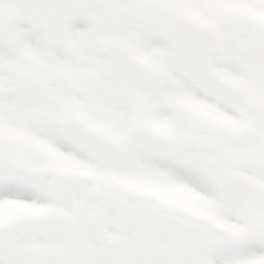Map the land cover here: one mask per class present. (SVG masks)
<instances>
[{
  "label": "snow or ice",
  "instance_id": "1",
  "mask_svg": "<svg viewBox=\"0 0 264 264\" xmlns=\"http://www.w3.org/2000/svg\"><path fill=\"white\" fill-rule=\"evenodd\" d=\"M0 264H264V0H0Z\"/></svg>",
  "mask_w": 264,
  "mask_h": 264
}]
</instances>
